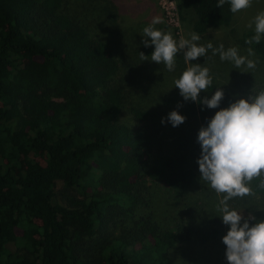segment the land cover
Returning <instances> with one entry per match:
<instances>
[{"label": "trees", "instance_id": "16d2710c", "mask_svg": "<svg viewBox=\"0 0 264 264\" xmlns=\"http://www.w3.org/2000/svg\"><path fill=\"white\" fill-rule=\"evenodd\" d=\"M217 4L178 0L177 9L181 21L191 14L192 31L205 35L235 20L228 0ZM67 5L0 0V264H175L169 252L187 240L180 229L162 230L150 215L138 216L127 230L106 219L134 215L153 185L178 194L191 189L196 175L186 149L180 152L178 144L181 150L159 152L158 137L171 130L178 139L184 130L194 142L184 139L187 145L197 146L199 129L235 100L224 96L221 103L229 104L209 109L163 99L151 110L131 108L137 126L121 124L126 96L125 85L116 83V43L89 33ZM253 35L247 30L238 42L263 63L264 37L245 43ZM259 72L257 82L249 74L253 95L264 89ZM173 110L185 122L162 124ZM262 180L264 173L251 181L252 194L231 199L230 208L264 221ZM218 233L197 238L206 243ZM97 235L102 242L91 248Z\"/></svg>", "mask_w": 264, "mask_h": 264}, {"label": "rangeland", "instance_id": "374dc122", "mask_svg": "<svg viewBox=\"0 0 264 264\" xmlns=\"http://www.w3.org/2000/svg\"><path fill=\"white\" fill-rule=\"evenodd\" d=\"M177 3L178 0H68V11L80 26L88 29L92 35L116 43V56L120 61L116 83L125 85L126 96L119 117L121 124L128 127L137 126L131 114L132 107L142 111L151 110L163 99H183L174 81L180 78L192 63L207 67L213 78L212 86L199 94L201 98L205 96L211 98L219 88L228 99L236 101V96L247 99L251 94L249 92L252 83L249 87L248 82H252L249 79L250 72L256 75L255 82L261 74L259 71L264 72V62L258 63L252 56L249 59L256 62L255 71L246 70L245 67L237 69L233 63L221 61L218 53L213 55L212 50H208L204 57H198L188 64L185 63L183 53L178 52L173 71H169L163 63L152 62L154 45L144 46L143 40L146 38L143 37V29L154 17H161L163 21L155 25V28L164 33H171L177 43L181 39H190L193 33L190 22L192 15H187L185 21H181L180 15H177L178 9L176 11ZM262 11L264 0H252L250 7L235 13L233 24L199 35L200 40L196 43L204 46L212 43L214 48H218L220 44H223L225 49L238 47L240 55L247 56V50L240 47L238 40L247 30L255 29L254 17ZM249 23H252L251 28L248 27ZM141 52L148 56L147 61L141 60ZM229 101L225 99L221 104H229ZM182 132L185 134L178 139L171 130L166 131L162 138L158 137L160 146H157V151L170 152L182 149L180 152H183L186 149L189 166L196 175V184L179 194L162 184L153 185L143 192L142 204L134 210V215L124 212L118 218H107V223L111 225L118 221L117 226L127 230L138 216L150 215L151 222L156 223L160 229L178 228L187 237L179 249L169 252L175 264H228L225 244L222 241L226 225L217 210L220 199L226 193L217 194L200 179L197 163L200 156L199 145L188 146L184 141L189 140L188 133L186 134L184 130ZM193 143L189 140V145ZM178 144H181V149L177 148ZM248 186L251 187V182H248ZM214 229L219 231L217 238L209 239L206 243L198 240L199 232H211ZM101 242L100 236L97 235L90 242V247L96 248Z\"/></svg>", "mask_w": 264, "mask_h": 264}, {"label": "clouds", "instance_id": "9594fccd", "mask_svg": "<svg viewBox=\"0 0 264 264\" xmlns=\"http://www.w3.org/2000/svg\"><path fill=\"white\" fill-rule=\"evenodd\" d=\"M230 11L237 13L251 6L252 0H228ZM225 0H218L217 7H222ZM161 17H154L152 22L143 29L145 47L154 45L151 61L163 63L169 71L175 69V57L182 52L185 63L204 57L208 50L213 55L219 54L221 61H229L239 69H254L256 62L249 59L254 56V50L249 47L248 55H240L238 47L225 49L223 44L214 48L212 43L206 46L198 45L200 36L191 33L190 39H181L179 43L171 33L156 29L155 25L162 23ZM255 35L245 41L246 44H259L264 37V11L254 17ZM249 28L252 23H249ZM147 38H150L147 39ZM143 61L148 60L143 52ZM213 78L210 70L199 63H192L174 81L175 87L185 101L202 104L209 109L218 108L224 98L221 89L208 98L198 99L201 91H207L212 86ZM178 107L180 105L178 104ZM186 117L178 111H171L161 123L170 122L173 127L184 123ZM197 142L201 147L197 160L200 179L206 182L217 194L226 193L219 201L217 210L221 213L222 222L229 225L227 234L222 238L226 245L225 257L228 264H264V221H256L249 213L243 217L229 206V201L235 197L243 198L252 194L248 186L254 178L264 173V89L247 99L241 98L231 103L228 108L217 111L207 126L199 129ZM264 186V180L261 181ZM243 221V222H242ZM250 221H256L250 225ZM242 222V223H241Z\"/></svg>", "mask_w": 264, "mask_h": 264}, {"label": "built area", "instance_id": "2783aa9c", "mask_svg": "<svg viewBox=\"0 0 264 264\" xmlns=\"http://www.w3.org/2000/svg\"><path fill=\"white\" fill-rule=\"evenodd\" d=\"M174 8V6H172ZM176 7V6H175ZM176 11H177V8H176ZM176 14V13H175ZM177 15H178V12H177Z\"/></svg>", "mask_w": 264, "mask_h": 264}]
</instances>
